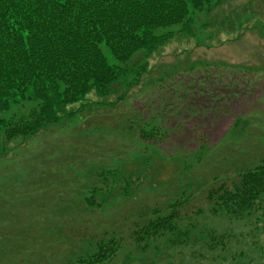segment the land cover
Listing matches in <instances>:
<instances>
[{"label":"rangeland","instance_id":"1","mask_svg":"<svg viewBox=\"0 0 264 264\" xmlns=\"http://www.w3.org/2000/svg\"><path fill=\"white\" fill-rule=\"evenodd\" d=\"M193 17L191 33L180 34L172 27L176 31L172 38L150 55L147 72L136 86L125 90L123 100L116 101V96L99 99L91 93L83 102L84 108L77 110L81 103L71 107L84 117L103 119L105 124L118 127L89 130L76 115L7 146L6 154L0 157L1 243L22 238V227L29 237L45 243L47 231L55 235V214L59 213L63 224L60 208L69 211V222L73 218L74 224L80 223L74 205L86 195L89 185L97 183L93 174L118 167L139 173L146 187L130 200L115 195L89 216V236L97 230L101 234L106 225L108 237L111 231L124 232L119 234L123 237L118 252L106 264L260 263V251L264 253L262 220L238 223L213 217L200 190L217 167L264 156V0H227ZM104 53L112 63L106 50ZM96 102L100 105L87 104ZM29 108V104L12 106L0 117L26 114ZM122 117L137 121L134 131L127 129L128 122ZM240 118L253 122V127L244 137L228 138L227 133ZM137 127L155 128L157 136L142 140L135 132ZM202 146L206 157L197 163L193 156ZM113 182L116 188L119 182ZM181 192L194 196L181 213L193 212L195 207L203 210V214L178 224L181 233L188 225L193 232L185 239L186 244L172 245L163 237L141 249L143 244H135L128 232L134 227L132 223L138 222L135 212L145 206L169 204ZM101 199L105 197L96 196L97 201ZM56 202L59 204L55 206ZM50 205L54 206L47 214ZM130 210L133 217L128 216ZM35 218L36 224L29 227ZM47 222L50 226L41 227ZM207 230L223 241L225 251L217 245L207 247V236L202 234ZM47 254L45 249L38 251L36 264H48ZM9 257L22 256L15 255L13 246H1L0 262H7Z\"/></svg>","mask_w":264,"mask_h":264},{"label":"trees","instance_id":"2","mask_svg":"<svg viewBox=\"0 0 264 264\" xmlns=\"http://www.w3.org/2000/svg\"><path fill=\"white\" fill-rule=\"evenodd\" d=\"M225 1L0 0V114L8 112L12 106L30 105L26 114L12 115L7 119L0 117V157L18 138H32L46 127L76 115L86 119L88 115L84 117L77 110L84 108L83 102L91 93L99 99L116 96V101L123 100L125 90L136 86L147 72L152 53L168 42L177 30L180 34L191 33L194 14L208 12ZM172 27H176V31ZM77 103H81L80 108L72 110ZM87 104L100 105L99 102ZM122 120L128 122L129 131H134L137 121L127 117ZM105 122L88 117L83 126L89 130L105 125L110 129L118 127ZM252 125L253 122L237 119L227 137H244ZM155 131V128L147 130L142 127L135 130L142 140L157 136ZM206 153L202 146L193 157L201 163ZM217 168L216 171L210 170L214 172H211V178H207L209 182L201 190H196L205 194L210 215L238 223L262 220L264 232V156L247 160V163L234 160L227 168ZM140 179L139 173L118 167L101 169L95 172L99 184L91 187L90 196L84 202L86 206L94 207L97 191L109 199L116 195L130 200L138 190L146 187L144 180ZM113 181L119 182L116 188ZM187 186L191 188L192 185ZM193 197L181 192L178 199L169 204H155L153 208L145 206L136 211L138 222H133V229L128 231L135 244L142 243L141 249H147L149 243L164 237L169 244L185 245V239L193 232L188 225V230L181 233L178 224L197 217V213L203 214L199 207L189 214L180 212ZM129 213L128 216L133 217L134 212L130 210ZM72 227L76 230L73 231ZM79 227L56 226L55 236H50L53 232L47 231L45 243L29 237L26 227H22L26 236L21 235L22 238L19 236L7 243L0 240V247L13 246L15 255L22 257H9L7 262L0 264H36L38 251L44 249L46 254L48 251V264H106L116 255L123 237L119 235L121 231L115 232L116 237L111 231L108 237L107 227H104L101 234L97 230L89 236V226ZM202 234L207 236L205 244L208 248L214 249L217 245L221 246V252L226 250L223 241L212 236V232L207 230ZM260 252L259 264H264V253Z\"/></svg>","mask_w":264,"mask_h":264}]
</instances>
